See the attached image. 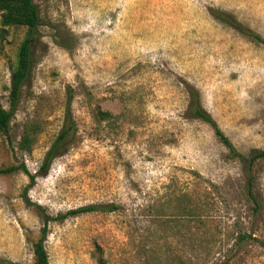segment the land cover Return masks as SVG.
<instances>
[{
    "label": "rangeland",
    "instance_id": "rangeland-1",
    "mask_svg": "<svg viewBox=\"0 0 264 264\" xmlns=\"http://www.w3.org/2000/svg\"><path fill=\"white\" fill-rule=\"evenodd\" d=\"M40 22L32 73L0 136V167L25 163L38 176L0 178V260L33 264L43 217L113 205L51 223L49 264H264V158L230 155L212 125L190 109L191 91L239 155L264 150V0H34ZM1 28V25H0ZM26 36L0 43V104L10 109L15 55ZM4 45V46H3ZM98 109L111 120L98 117ZM75 125L67 152L43 171L46 154ZM41 133L31 153L27 124ZM197 199L201 218L184 206Z\"/></svg>",
    "mask_w": 264,
    "mask_h": 264
},
{
    "label": "trees",
    "instance_id": "trees-1",
    "mask_svg": "<svg viewBox=\"0 0 264 264\" xmlns=\"http://www.w3.org/2000/svg\"><path fill=\"white\" fill-rule=\"evenodd\" d=\"M221 20H225L231 27L245 34L251 41L258 44H264V39L253 33L239 22L231 21L223 15H218ZM40 22L38 7L34 0H0V43L4 44L7 39L8 32L11 28H24L26 36L21 42L15 55V67L13 68L10 88V109L4 108L0 104V136L5 139L10 138V126L13 119L14 111L18 106L23 91V87L32 73V47L35 43L33 37L35 29ZM4 46V45H3ZM190 109L192 114L210 124L215 129L217 139L230 151L232 158L237 159L241 163L248 165V187L247 192L251 200L258 205L257 198L253 192L254 186V166L264 158L263 151H254L249 156L239 155L229 138L217 127L213 118L203 110L198 95L195 91H191ZM98 117L103 121H108L113 118L110 112H103L98 109ZM41 126L37 123L27 124L24 128L21 140L18 143V149L22 153H31L37 141V136L41 133ZM75 125L71 118L67 119L66 128L60 133L54 145L45 156L42 170L47 171L52 165L53 160L62 153L67 152L69 146L75 137ZM23 173L30 178V185L25 189L24 198L27 199V191L35 183L38 176L33 175L28 170L25 163L11 165L9 167H0V178L9 177L15 174ZM43 217V228L40 233V238L33 245V264H49V256L45 248V241L48 234V227L51 223H63L69 218L78 217L88 213H108L116 210L113 205H89L76 210H70L64 214H59L55 217L49 216L42 207H38ZM200 205L196 199L191 203L189 197L188 202L184 206V212L188 217H192L195 221L200 220ZM239 240L246 242L252 240L257 242L264 248V241H261L252 235L240 234ZM0 264H17L11 261L0 260Z\"/></svg>",
    "mask_w": 264,
    "mask_h": 264
}]
</instances>
